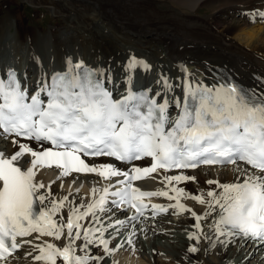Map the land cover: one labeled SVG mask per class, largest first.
<instances>
[{"label":"snow or ice","instance_id":"snow-or-ice-1","mask_svg":"<svg viewBox=\"0 0 264 264\" xmlns=\"http://www.w3.org/2000/svg\"><path fill=\"white\" fill-rule=\"evenodd\" d=\"M245 14L264 21V11ZM138 69L147 73L151 65L135 56L129 57L124 65L125 93L119 99H114L112 91L105 87V81L112 83L110 69L105 75V70L87 67L83 61L73 63L70 57L65 60L64 71L41 77L31 95L21 86L14 70L8 69L0 77V137L24 138L43 149L34 150L28 143L14 139V145L19 143V151L10 158L0 152V264H8L9 258L25 244L33 245L38 251L34 260L43 264H56L58 257L65 264H90L91 260L100 259L87 254L90 245L103 246L104 252L111 253L109 240L104 238L109 226L84 230L81 251L86 254L77 255L75 240L81 238L79 221L91 215L93 221L99 222L97 211H108V205L121 210L134 209L135 214L127 219L135 221L149 208L144 198L151 197L176 201L167 207L152 204L153 215L167 213L169 208L177 214L191 212L196 220L194 226L201 233L200 221L216 212L217 218L209 227L221 244L230 241L220 237L231 236L264 244V93L245 89L230 79L206 85L185 78L174 84L161 75L156 81L159 88L152 96L150 87H133ZM180 71L187 74L183 65ZM257 79L264 85V79ZM178 87L183 99L174 94ZM173 106L178 115L170 117ZM44 144L51 147L44 148ZM81 154L112 157L125 164L151 158L153 163L121 171L111 163L90 166ZM25 155L31 157L30 166L22 168L19 161ZM202 165H233L237 173L232 183L207 180L206 184L216 185V189L206 192L207 199L204 193L190 197L207 205L202 216L180 203L187 193L172 186L173 182L195 181V177L183 173L165 176L166 187L172 186L175 196L165 190L142 191L132 184L158 169L167 172ZM52 166L60 170V178L73 172L95 173L105 180L124 177L116 185L93 188V196L103 194L88 204L85 211H80L84 205L70 208L66 224L69 243L62 249L25 239L36 233V240L44 236L59 240L64 234L65 225L53 217L68 197L51 199L50 190L40 193L45 185L35 179L37 170ZM125 225V220H117L111 225L114 233L110 235H120L119 227ZM204 238L211 239L207 234ZM188 239L199 243L201 237L190 233ZM127 243L133 242L129 238ZM188 251L195 253L199 249L193 245Z\"/></svg>","mask_w":264,"mask_h":264},{"label":"bare ground","instance_id":"bare-ground-1","mask_svg":"<svg viewBox=\"0 0 264 264\" xmlns=\"http://www.w3.org/2000/svg\"><path fill=\"white\" fill-rule=\"evenodd\" d=\"M27 1L34 7L39 5L45 7L63 21L61 26L51 25L47 29L41 27L39 29L28 25L26 30H22L19 12L6 9L0 14V48L2 49L0 77L14 66L20 71L23 87L31 88L34 92L41 77H50L53 72L65 69V60L70 57L73 63L83 61L92 68L105 70V75L110 69L112 83L105 81V84L114 95H121L125 92L124 65L129 57L135 56L151 65V71L145 73L138 69L135 72L133 86L150 87L152 96H155L159 88L156 83L159 73L167 76L174 84H180L187 78L193 82L214 85L222 79H227L225 77L227 76L238 81L246 89H255L264 93V85L257 79H264V21L259 17L253 19L245 14L264 11V0ZM165 1L174 8V11L171 9L172 12H168L169 16H166V13L162 15L156 6ZM209 3H217V5L207 16H200L197 13L198 9ZM13 18L17 29L11 33L7 30L12 25ZM196 22L199 24L197 25ZM11 51L16 57L12 62L9 58L11 55L8 56ZM181 65L187 68V74L180 71ZM174 94L183 99L181 88H176ZM162 99L163 97L159 101ZM169 99L171 100V96ZM169 115L175 117L178 115V110L174 106L171 107ZM31 145L37 148V144ZM18 147L19 145L13 144L11 137L7 139L0 137V151L5 157L10 158L14 155ZM30 161L31 157L25 155L19 164L22 168H27ZM94 161L97 165L111 163L121 171L129 170L128 165L115 163L108 158L94 159ZM249 170L255 171L251 168ZM181 173L196 179L173 182L172 186L185 190L187 195L180 198V203L201 216L207 210V205H202L190 197L204 193L207 199L206 192L216 189L215 184H206L207 180H218L221 184L232 183L237 176L233 165L203 166L191 171H158L143 180L140 185L150 191H169V195L175 196L171 191L172 186L166 187L164 177ZM59 174V169L46 167L37 170L35 179L45 185V188L40 189V193H47L50 190L51 199L57 201L65 196L68 197L64 207L53 217L57 223L65 225L64 234L59 240L48 236L36 240L34 239L38 235L36 233L25 239L33 240V244L51 243L62 249L69 243L66 224L70 208L84 205L80 211H85L88 204L103 194L100 192L93 196V188L100 189V182L107 183L108 186L115 185L121 178L112 177L105 180L97 174L77 173L60 178ZM62 187L64 190L59 189ZM153 201L165 207L176 202L166 197H153ZM45 204H48V201H45ZM107 207L109 210L106 212L97 211L99 222L93 221L91 215L79 221L81 238L75 240L76 254L84 255L86 253L81 251L84 244V230L107 225L109 227L104 238L109 240V248L114 250L117 243L112 240L113 235L110 236L114 233L111 225L117 220L126 221L125 226L119 227L123 244L118 245L123 246H117L115 253H106L103 246L97 247L95 244L87 249V254L90 256H102L98 264H264V244L250 239L245 240L242 236L220 237V240L230 241L225 244H221L216 239L209 227L217 218L216 212L200 221L203 230L201 233L194 226L196 220L191 212L177 214L175 209L169 208L167 213L154 217L151 216L152 211H148L139 219L132 221L127 219L135 214L130 209L121 210L110 205ZM75 231L74 228L73 233ZM190 233L200 235L199 243L188 239ZM204 234L211 239H205ZM96 236L98 237L99 233H96ZM129 238L132 244L127 243ZM118 242L120 243L119 240ZM213 244L215 247L212 246ZM193 245L199 249L198 252L193 253L196 256L194 258L188 251ZM146 251H150V256H146ZM161 253H165L170 260L159 257ZM37 254L38 251L33 245L25 244L9 258L8 264H43L34 260ZM97 260H91L90 264H96ZM56 264H65V262L58 257Z\"/></svg>","mask_w":264,"mask_h":264},{"label":"rangeland","instance_id":"rangeland-1","mask_svg":"<svg viewBox=\"0 0 264 264\" xmlns=\"http://www.w3.org/2000/svg\"><path fill=\"white\" fill-rule=\"evenodd\" d=\"M216 5H217V3H209L208 5H204V6H202V7H200L198 9V12L197 13L200 16H202V17L207 16L209 13H211L214 10V7ZM156 6L162 12L161 13L162 15H165V13H166V16L167 15L169 16L170 14L168 12H172V10L174 11V8H172L171 5H170V3L169 2H166V1L156 4ZM37 7H34V5L32 3H30L29 1H27V0H0V14H2L1 12L5 11L6 9H11L13 11H17V12L20 13V16H21L20 27L22 28V30H24V29L26 30V28H27L28 25L29 26L37 27L39 29H40V27H41V29L42 28L43 29H47V28L51 27V25L52 26H61L62 25V22L63 21H62V19L60 17L54 16V14H52V12L48 11L45 7H42L41 5H39ZM176 12L179 13V11H176ZM13 20H12L13 21L12 22V25L9 26V28L7 30L8 32H11V33H14L16 31V29H17V27L15 25L16 24L15 23V19L13 18ZM196 24L198 25L199 23L196 22ZM0 50H2V49L0 48ZM39 52L42 54L41 50H39ZM8 56H10L9 58H11L10 61L16 60V57L13 55V51L9 52L8 53ZM42 56H43V54H42ZM159 74L160 75H157L158 78H159V76H161L162 73H159ZM225 77L227 79L229 78L227 76H225ZM50 180L48 181V183H50L52 181V180L51 181ZM99 185H100L99 186L100 188H102L103 186H104L103 188L107 187L106 184H104L102 182H100ZM59 189L60 190H64L63 187L62 188H59ZM183 233L186 236V233L185 232H183ZM121 236H122V234H120L119 236H114V235L112 236L113 237L112 240H115L116 243H117V245L114 247L115 249L112 250V252L110 254L115 253V250L117 249L118 244H122V242H121ZM118 240L120 241V243L118 242ZM146 252H147L146 256H150V251H146ZM163 254L161 253V255L159 257H162L164 259L167 258V260H170V259H168L169 257H167V255L165 253H163ZM189 254L192 255L193 258L196 257L191 252H189ZM144 256H145V254H144ZM255 257H256V255L254 256V259H255ZM101 258H102V256L100 257V259ZM100 259L97 260V263L96 264H98V262H99ZM110 260L111 259H109V261Z\"/></svg>","mask_w":264,"mask_h":264}]
</instances>
